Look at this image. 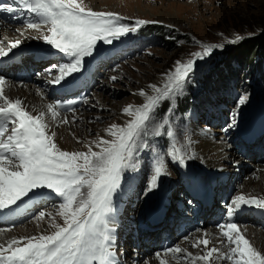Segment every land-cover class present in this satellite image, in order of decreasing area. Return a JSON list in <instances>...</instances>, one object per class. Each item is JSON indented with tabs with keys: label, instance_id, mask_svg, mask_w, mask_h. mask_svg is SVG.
I'll return each mask as SVG.
<instances>
[{
	"label": "rangeland",
	"instance_id": "rangeland-1",
	"mask_svg": "<svg viewBox=\"0 0 264 264\" xmlns=\"http://www.w3.org/2000/svg\"><path fill=\"white\" fill-rule=\"evenodd\" d=\"M83 3L94 11L118 13L126 18L123 22L127 24H133L138 19L158 23H148L111 45L98 42L96 53L85 58L83 70L76 73L78 88L71 94L79 97L75 99L78 104L73 109L85 114L82 119L73 121L75 131L66 133L69 137L77 136L72 140V151H87L86 145L100 137L110 139L105 130L112 124L125 123L120 116L123 108L144 102V98L136 93L141 89L151 93L148 86L152 84L162 87L165 74L174 70L176 61H187L192 58L191 53L202 51L197 42L224 45L204 60H198L183 92L171 101H164L157 109V120L150 125L148 134L138 141L132 157L136 168L125 171L121 190L113 197L116 210L111 218L117 223L114 250L118 264H149L143 259L146 257L152 263L161 264L154 259L155 255L160 253L163 256L167 249L175 246L184 249L182 241L188 245L186 249L193 256L203 254L201 247H194L190 242L226 221V208L235 193L243 191L245 182L258 184L260 178L255 175L256 167L264 166V46L248 57L241 53L233 55L234 48L242 46V41L247 38L254 37L264 43V0H83ZM16 15L8 13L7 22L25 27L29 19L14 21L12 18ZM0 35L5 45L10 36L18 38L20 33L12 30L11 35ZM237 35L242 39L229 43ZM33 44L22 48L23 55L28 53L33 64L30 75L24 77L22 72L15 75L10 72L12 75L7 74L6 77L13 82L28 81L26 84L40 85L53 100L59 93L49 80L37 81V77L43 74L44 78L51 80L58 73L53 71L48 75L47 69L53 63L67 62V58L46 43L36 41ZM12 59L15 60V56ZM16 70L13 68V71ZM112 76H116L117 80L113 81ZM16 89V92H24L23 87ZM68 93L66 97H71ZM244 96L248 99L240 104L239 100ZM170 106L173 113L168 115L171 127L177 132L176 147L187 154L183 165L167 154L171 141L166 136L152 134L158 118L164 116ZM234 113H238V122L235 127H229ZM58 127L59 124L52 126L56 135L61 136ZM197 134L214 146L218 145V148H222L224 143L232 146L236 157H241L235 169L223 174H218L217 170H206L205 161L197 157L198 152L192 145ZM93 150H96L95 147ZM158 155H164L169 174L164 180H159L158 188L145 195L151 167ZM223 163L230 169V163ZM198 178H204L207 184L202 194L194 185ZM209 185L215 190L214 198L205 193L209 191ZM193 198L204 202L205 210L200 216H193V209H196L191 205ZM60 202L55 196H46L21 203L17 211L28 203L31 206L22 210L23 215L7 227L19 233V237L29 236L31 231H39L42 225L35 219L39 213L44 211L55 215ZM163 207L165 210L160 212ZM243 214L235 222L239 226H253V216ZM45 219L43 221L48 222L49 227L51 217L46 216ZM32 222H37V230L31 227ZM56 222L63 224V219L56 216ZM258 224L264 232V224ZM52 230L50 227L49 232ZM166 256L169 258V253ZM163 258L166 259L165 256ZM179 258H184L179 264H192L186 254ZM166 261L172 264L168 259ZM220 263L229 264V261L221 260Z\"/></svg>",
	"mask_w": 264,
	"mask_h": 264
},
{
	"label": "snow or ice",
	"instance_id": "snow-or-ice-1",
	"mask_svg": "<svg viewBox=\"0 0 264 264\" xmlns=\"http://www.w3.org/2000/svg\"><path fill=\"white\" fill-rule=\"evenodd\" d=\"M19 3L36 18L27 21V28L41 30L46 27L47 34L39 38L67 58V62L47 69L48 75L53 71L58 73L49 81L56 85L67 83L69 77L83 70L85 58L96 53L98 42L111 45L148 23H158L138 19L127 24L123 22L126 18L118 13L94 11L87 8L83 0H19ZM19 11L20 8L0 0V12L16 14ZM241 39L237 35L229 43ZM197 43L202 51L191 53L192 58L187 61H176L174 70L165 74L162 87L149 85L151 93L139 90L136 94L143 97L144 102L123 108L130 119L123 125H110L105 131L111 138L100 137L89 142L87 151L63 150L46 119L50 114L59 124H69L67 117L61 118L59 109L74 111L72 105L76 101L49 103L46 111L33 114L23 107L20 99L13 100L5 94L6 81L0 78V213L15 212L21 203L46 196H55L61 201L55 215L41 211L35 218L39 222L46 216L51 217V232L14 237L0 243V264H118L111 218L116 210L113 197L121 190L125 171L136 168L132 157L138 141L148 134L150 125L157 120L156 112L163 102L183 92L196 70L197 61L224 47L223 44ZM3 44L0 41V57H7L19 49L23 41H10L7 48ZM111 79L115 81L117 77ZM247 99L244 96L239 103L244 104ZM168 113H173L171 106L158 118L152 134L166 136L171 141L167 154L183 165L187 154L176 147L177 132L171 127ZM237 117L238 113L232 115L229 127L236 126ZM167 174L164 155H158L144 194L158 188L160 177ZM245 207L264 211V197L238 194L232 198L226 209L229 219L217 225L223 238L221 247H209V234L205 232L193 244L197 248L203 246V254L193 256L175 246L167 249L165 255L185 253L192 264L197 261L215 264L220 259L230 264H264V252L253 245L234 220ZM56 216L63 219V224L56 222ZM6 231L11 228H0V234ZM156 255L159 257L160 253ZM161 264L167 262L162 260Z\"/></svg>",
	"mask_w": 264,
	"mask_h": 264
},
{
	"label": "bare ground",
	"instance_id": "bare-ground-1",
	"mask_svg": "<svg viewBox=\"0 0 264 264\" xmlns=\"http://www.w3.org/2000/svg\"><path fill=\"white\" fill-rule=\"evenodd\" d=\"M14 6L21 9V11H19L17 13L15 18L14 17L12 18V19H14V21L15 20L19 21L20 19H22V21H27V19H29V20L36 19L35 17H33L34 16L33 14H31L30 12H27L26 10L23 9V6L20 5L19 0H17L16 4H14ZM3 14H5V15H3ZM8 18H9L8 13L1 12V14H0V34H5L3 36L11 35L12 30H17L20 33V36L18 38L17 37L16 38H12L13 36L12 37L10 36L9 40L5 44L6 45L5 48H7L8 43L10 41H14L16 39L22 40L23 44L21 45V47L19 49L14 50V53L10 54L9 56L0 57V67H1L0 78H3L6 81L5 86H4L5 94L10 99H13V100L20 99L23 102V107H25L29 111H32L33 114H36L39 111H46V107H47V105L49 103H56V102L64 103V102H67V101H70V100L75 101V99L79 98L78 96L77 97L76 96H74V97L71 96L72 92H74L78 88V85H79L78 76L76 74H74L73 77H69L68 78V82L65 83V84L56 85V84H52L51 83V85L56 89V91H58L59 89L60 90L61 89L65 90L66 88H70L69 91H68L69 92L68 94H69V96H71V97H66L67 93H64V94H60V95H55L53 100L49 99L46 89L44 87L40 86V85L26 84V83H29L28 81L27 82H25V81L13 82L9 78L6 77V75L9 74L10 72H12L13 75H15L16 73H21L22 72L24 77H27V76L30 75V73H31L30 72L31 71L30 67H32L33 64H31L32 61L29 60L30 57H29L28 53L23 55L22 48H25V47L30 46V45L31 46L34 45L33 43H36V41L43 42L42 39H40V38H39V40H37V39L34 40V39H31V37H37V36L41 37L43 34H47V28L46 27L42 28L41 30L28 29L27 25L25 27H23V28L22 27L20 28V27L14 26L13 24H10L9 21L7 22ZM0 41L5 42V40L1 38V35H0ZM5 45H3V46H5ZM13 56H15V60L12 59ZM57 63L59 64V62H57ZM57 63H53V64H57ZM13 68H17V70H16L17 72L13 71ZM43 78L44 77L41 74L40 75L38 74V77H37L38 80L37 81H39L41 79L42 80H46V81H48V80L50 81V79H48V77H46L44 79ZM12 85L14 86L13 87L14 89H9V87H11ZM21 87H23V91L24 92H21L20 90H19V92L15 91V90H17L16 88H21ZM24 87H25L26 90H24ZM12 94H14V95H12ZM34 94H36V95H34ZM65 98H67V99H65ZM140 100H141V98L139 99V101ZM59 111L61 112V118L67 117V119L70 121L69 124H59L57 121L51 119L50 114L46 115V119H47V121H48V123L50 125V130L51 131H53V128H52L53 125L59 124L58 128L61 131L60 132L61 136L56 135L57 144L63 150L72 151L74 149V146L72 144V142H73L72 140L76 139L77 136L73 135L72 137H69L66 133L69 134V132L75 131L76 125L73 124V121L75 119H82L85 114L84 113H82V114L79 113L78 109H74V111H68V110H65V109H59ZM120 116L124 120L123 122H126L127 120L130 119L124 113H122ZM193 140H194L195 143H192V145L195 146V150H196V152H198L197 153V157L199 159H201L202 161H205V166L207 167L206 170H209V171L217 170L218 174H223V172H225V171L226 172L233 171L235 169V167L237 166V164H239V160L241 159V157L240 158L236 157V154L231 149L232 146L224 143L221 146L222 148H218V145L214 146L211 141H209L208 139L203 138L201 136V134H197L196 136H194ZM244 146H246V145H244ZM211 153H215V155L211 154ZM224 161H227L228 163L231 164L230 167H229L230 169H228L227 167H224V163H223ZM225 166H227V165H225ZM263 167H264L263 165H258L256 167L255 175H256V177L260 178L259 179V183L255 184V185H252V184H249L251 182H248V183L245 182V188L243 189V191L242 192H236L235 196L238 195V194H244V195L257 196V197H264V169H261ZM167 173H168V171H167ZM205 184H206V181H205L204 178L195 179V184L194 185H195V187L197 188V190L201 194L204 192L203 190H204L205 186L207 185V184L206 185ZM208 187H209V191L205 192V193H208V195H211V197L214 198V194H215L214 193L215 192L214 188H212L210 185ZM190 201H191V205L193 207L199 209L201 212H203L205 210V207H204L203 203H201L198 198H193ZM29 206H31L30 203L26 204V206L23 207L22 210H25ZM228 206H227V208H228ZM22 210H20V211L16 210L15 212L4 211L3 213H0V227L3 226L4 229H8L7 224H11L17 218L22 216L23 215L22 214ZM162 210H165V208L163 207L160 210V212ZM243 213L252 215L253 216L252 220H253L254 223H252L253 226L250 225L251 227L240 226L241 230L245 232L246 237L248 239H250V241L253 243V245L258 250H260L261 252H264V232L261 230V225L258 224V223L264 224V211L257 210L254 207H245L243 209V211H241V212H239L238 214L235 215L234 220L237 221V219L240 217V215L241 216L244 215ZM11 215H14V216H11ZM25 219H26V217H25ZM201 219H202V217H201ZM225 219H226V221L229 219L228 216H227V212L225 214ZM37 222L36 223H33V222L30 223L32 225L31 227L34 230H37V228H36L38 226ZM39 222L42 223L41 227L39 228V231H37V232L36 231H31V234L30 235L28 234L29 236L38 235L40 233H46V234L49 233V229H50V225L48 227L49 223L45 222V221H39ZM113 226L117 227V223L115 224L113 222ZM9 227H11V226H9ZM28 230H30V229H28ZM21 231H23V230H21ZM207 233L209 234L208 238L210 239L209 247H212V246L221 247L220 241L223 238L220 236V232H219L218 227L211 228L209 231H207ZM114 235H115V242H114V244H115L117 242L116 231H115ZM201 236H199V237H201ZM14 237H19V233L12 232V229H11V231H6L3 234H0V243H6L5 242L6 239L8 241V240H10V239H12ZM212 238H214V241H212ZM195 239H193V241L190 240L191 241L190 243L194 244L195 241H196ZM165 241H168V240L166 239ZM182 243H183L184 249L188 252V249H186V247H188V245L184 241H182ZM149 247H151V246H149ZM222 250L223 251H227L226 248H222ZM203 251L204 250H202V246H201V253H203ZM152 253L154 254V252H152ZM184 254L185 253H180V254H177V256L173 257L172 254L169 253V258L166 255H163V256L166 257V259H164L163 256H159L158 257L157 255H155L156 257L154 259H157V261H160V263H161L162 260L166 261L168 259L169 262L170 261L172 262V264H179L180 260L184 259V258H179V257L183 256ZM133 257L137 258L136 255H134ZM143 259L148 261L149 264H155V263H152L151 261H149L148 257L143 258ZM221 260H223V259L216 260L215 264H219ZM226 263H224V264H226ZM181 264H183V263L181 262ZM198 264H200V263H198ZM220 264H223V263H220ZM229 264H230V262H229Z\"/></svg>",
	"mask_w": 264,
	"mask_h": 264
},
{
	"label": "trees",
	"instance_id": "trees-1",
	"mask_svg": "<svg viewBox=\"0 0 264 264\" xmlns=\"http://www.w3.org/2000/svg\"><path fill=\"white\" fill-rule=\"evenodd\" d=\"M243 45L234 48L233 55H239L240 53L243 54L245 57L250 56L256 49H259L260 46H264V43L260 42V40L256 38H247L246 40L242 41ZM239 52V53H238ZM256 52V51H255ZM245 53V54H244ZM252 60V57L249 61Z\"/></svg>",
	"mask_w": 264,
	"mask_h": 264
}]
</instances>
